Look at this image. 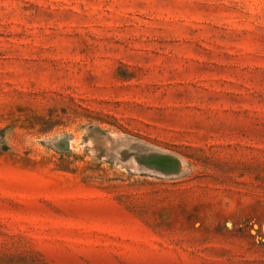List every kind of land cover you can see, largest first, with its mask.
Wrapping results in <instances>:
<instances>
[{
    "label": "rangeland",
    "instance_id": "374dc122",
    "mask_svg": "<svg viewBox=\"0 0 264 264\" xmlns=\"http://www.w3.org/2000/svg\"><path fill=\"white\" fill-rule=\"evenodd\" d=\"M0 264H264V0H0Z\"/></svg>",
    "mask_w": 264,
    "mask_h": 264
},
{
    "label": "water",
    "instance_id": "95a60500",
    "mask_svg": "<svg viewBox=\"0 0 264 264\" xmlns=\"http://www.w3.org/2000/svg\"><path fill=\"white\" fill-rule=\"evenodd\" d=\"M164 155V156H163ZM174 155L171 154H158L156 152H152L149 156V159H140L139 162L147 168V170L153 169L155 172L151 173L153 175H157L163 178H174L183 173V170H181L178 159L173 157ZM175 158V159H171ZM171 160L174 163H171ZM148 171H142L140 173H146Z\"/></svg>",
    "mask_w": 264,
    "mask_h": 264
},
{
    "label": "bare ground",
    "instance_id": "6f19581e",
    "mask_svg": "<svg viewBox=\"0 0 264 264\" xmlns=\"http://www.w3.org/2000/svg\"><path fill=\"white\" fill-rule=\"evenodd\" d=\"M146 152H147V151H146ZM149 152H150V154L152 153L151 151H149ZM149 152H148V153H149ZM163 154H164V153H163ZM148 156H150V155L148 154ZM138 157H139V156H138ZM140 157H142V156H140ZM175 158H176V157H175ZM134 159H135V158H134ZM141 159H146V158H145V157H144V158L142 157ZM148 159H149V158H148ZM178 160H179V159H178ZM171 162H172V161H171ZM173 163H174V162H173ZM178 163H179L180 168L183 167L182 162H179V161H178Z\"/></svg>",
    "mask_w": 264,
    "mask_h": 264
}]
</instances>
